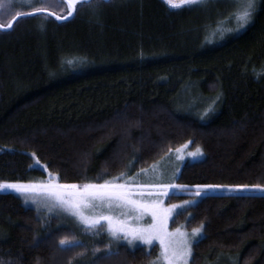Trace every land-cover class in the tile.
Wrapping results in <instances>:
<instances>
[{
  "label": "trees",
  "instance_id": "16d2710c",
  "mask_svg": "<svg viewBox=\"0 0 264 264\" xmlns=\"http://www.w3.org/2000/svg\"><path fill=\"white\" fill-rule=\"evenodd\" d=\"M233 11L232 0H102L0 31V181L100 182L190 143L205 156L178 183L264 185V0L238 30L225 22ZM184 221L203 224L191 264H264V193L207 194L172 225ZM109 243L0 191V264H149L159 252Z\"/></svg>",
  "mask_w": 264,
  "mask_h": 264
},
{
  "label": "snow or ice",
  "instance_id": "6c2138e0",
  "mask_svg": "<svg viewBox=\"0 0 264 264\" xmlns=\"http://www.w3.org/2000/svg\"><path fill=\"white\" fill-rule=\"evenodd\" d=\"M31 6L29 13L16 12L7 24H0V31H10L13 22L22 16L44 19L55 17L57 20H67L78 12L80 7H92L102 0H22ZM111 2V0H104ZM173 8L202 7L209 0H163ZM61 6L64 15L51 11L52 7ZM256 8V0H233L234 11L229 14V19L235 22L237 30L250 22ZM43 27V25H41ZM218 28L224 25L218 22ZM230 30V29H229ZM223 32L221 31V35ZM259 75V74H257ZM207 111V109H206ZM187 143L174 151L176 159H184L186 154L190 158H196L201 154V149L186 152ZM172 152V149H169ZM35 156V154H32ZM38 163V161H37ZM147 169H140L139 173L127 175L121 172L118 176L102 179L100 182H86L82 185L76 183H60L55 174H48L45 182H0V191H15L36 203V196L41 195L49 203L46 205L49 212L54 209L74 218L78 224L88 231L105 232L110 240H125L131 245L139 241L144 245L158 242L160 254L157 260L160 264H188V258L192 253V244L202 235V227L192 228L191 238L189 234L177 227L169 230L168 222L174 213L179 215L187 211L189 205L196 201L187 200L180 204H168L165 206L164 198L171 197L176 192H183L189 186L175 183H140L136 176L146 174ZM180 169L174 170L179 173ZM195 195L199 197L204 190L228 187L235 190L249 188L264 191V185H194ZM147 217V219H145ZM70 243L67 238L59 241L60 245Z\"/></svg>",
  "mask_w": 264,
  "mask_h": 264
},
{
  "label": "rangeland",
  "instance_id": "374dc122",
  "mask_svg": "<svg viewBox=\"0 0 264 264\" xmlns=\"http://www.w3.org/2000/svg\"><path fill=\"white\" fill-rule=\"evenodd\" d=\"M15 13H16V11H14L12 8H10L7 3H5L3 1H0V21L2 20V22H0V24H6V23H8V21L12 19V15H14ZM64 13L65 12H63L62 14H64ZM226 21H227L228 24L231 21L229 19V16L225 20V22ZM227 23H226L225 27H223V29H220L223 32L222 35H226V34L229 35V25H227ZM237 27L238 26L236 25L235 28L237 29ZM177 148L178 147H176L175 149H177ZM196 148H197L196 146L194 147L192 144L189 143V144H187V148L185 150V153L186 152L195 151ZM174 151L175 150H173L172 152H170L166 156V158H163L162 160H159L158 162H156V163H154V164H152L150 166L148 165L149 163L148 164H145V166H144L145 168L144 169H147L148 171H147L146 174H139V175H137L136 176L137 181L140 182V183H175V184L182 185V184H180V183L177 182V177L179 176V174L181 172V169L183 168V165L186 162L200 160V159L204 158L205 155H204V153L201 150V154L198 157H196V158H190V157H188L185 154L184 155V159L178 160V159H176L175 155L173 154ZM144 163L145 162H143V164ZM146 165H148L149 167L146 166ZM177 168L180 169L179 173H174V170L177 169ZM125 173L127 175H133V174L139 173V171L138 172H134V173H130L128 171V172H125ZM48 174H51V173L48 172ZM118 175H108V174H104L103 177L106 176L107 178H105V179H109L111 177H115V176H118ZM47 179H48V176L44 180L33 181V182H45V181H47ZM95 182H98V181H95ZM67 184H69V183H67ZM82 184H84V183H82ZM82 184H80V185H82ZM6 191L13 192V193L17 194L18 196H20V198L22 199V201L24 202V204L26 206L32 207V208L36 209L38 212H41V213H43L45 215L58 216L59 219L63 223H67V224H70V225H74V226H76L79 229H83L84 231H86L90 235H98L100 233H103V231H100L97 234L95 231L85 230L84 228H82L78 224V222L74 218H71V217H69L68 215H66L64 213H61V212H59L56 209H54L53 211L49 212L48 209H47V207H46V205L49 202L46 199H44L43 196H41V195H37L36 196L37 202L36 203H33L31 199H29L27 202H25L24 197L21 196V194L15 192V191H11V190H6ZM195 191H196L195 188L188 187V189L185 190V191H183V192H176L171 197H165L164 198V204H165V206H167L168 204H180L181 202L187 201V200L196 201V203H197L198 201H200L207 194L230 193V192H234V191H238V192L252 191V192H256V193H264V191H260V190H256V189H252V188H249V189H246V190H235V189H230L228 187H219V188H212V189L204 190L203 193H202V195H200L199 197H197L194 194ZM180 196H188V197H186V198L184 197V199L178 200V198H180ZM172 197H174V198H172ZM191 206H193V205H189L187 207V209L189 207H191ZM181 211L183 212V210H181ZM176 216H177V214L174 213L173 217L169 219V222H168V228H169V230H172V229H175V228L179 227L183 231H185L186 233H188L189 234V237L191 238V230H192V228H190V229L187 228L185 221L178 223L176 226H173L172 225L173 220H175ZM145 219H147V217ZM197 227H202V233H203L202 235H199L198 236V238H197V240H198L199 238H201L204 235V232H203V224H201V225H199ZM194 228H196V227H194ZM108 239H110L109 236H108ZM120 243L127 244V241H125V240H110V243L108 244V246L106 247L105 250H108V251L114 250V249L117 248V246ZM193 244H192V247H193ZM127 245L129 247H131V248H136L138 246H145L147 249H150L154 245H158V247H159V244L156 241H154L151 245H144V244H142L139 241H135V242H133V244H131V245L127 244ZM159 254H160V248H159L158 254L149 262V264H160V262L157 260ZM192 255H193V249H192V253H191L190 257L188 258V264H191ZM204 264H227V262H226V260L220 259V260H216V261L211 262V263L210 262L209 263L208 262H205Z\"/></svg>",
  "mask_w": 264,
  "mask_h": 264
}]
</instances>
